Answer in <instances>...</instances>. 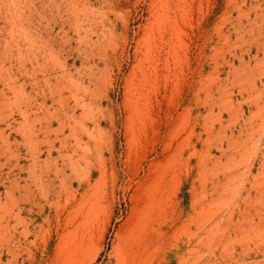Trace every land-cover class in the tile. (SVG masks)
<instances>
[{
    "label": "rangeland",
    "instance_id": "374dc122",
    "mask_svg": "<svg viewBox=\"0 0 264 264\" xmlns=\"http://www.w3.org/2000/svg\"><path fill=\"white\" fill-rule=\"evenodd\" d=\"M0 264H264V0H0Z\"/></svg>",
    "mask_w": 264,
    "mask_h": 264
}]
</instances>
